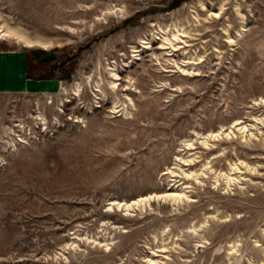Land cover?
Listing matches in <instances>:
<instances>
[{"label": "rangeland", "instance_id": "1", "mask_svg": "<svg viewBox=\"0 0 264 264\" xmlns=\"http://www.w3.org/2000/svg\"><path fill=\"white\" fill-rule=\"evenodd\" d=\"M0 23L49 45L0 34L48 83L0 91V264H264V0H0Z\"/></svg>", "mask_w": 264, "mask_h": 264}, {"label": "crops", "instance_id": "2", "mask_svg": "<svg viewBox=\"0 0 264 264\" xmlns=\"http://www.w3.org/2000/svg\"><path fill=\"white\" fill-rule=\"evenodd\" d=\"M37 54L29 48H5L0 45V91L5 89L47 87L34 78L42 69Z\"/></svg>", "mask_w": 264, "mask_h": 264}, {"label": "bare ground", "instance_id": "3", "mask_svg": "<svg viewBox=\"0 0 264 264\" xmlns=\"http://www.w3.org/2000/svg\"><path fill=\"white\" fill-rule=\"evenodd\" d=\"M213 15L217 16L219 15V12H214L212 13ZM180 33V32H179ZM0 34L1 36H12L15 37L16 39H18L19 41L25 43V45L27 46H32V45H39V46H43V47H48V44H40V43H36L32 40L26 39L25 37L18 35L16 33H14L13 31H11L10 29L6 28L3 24L0 23ZM184 36V35H181ZM174 40H179L182 41L183 40L180 38V36L178 34H173ZM170 43H172V41L170 39H167ZM230 41H232V38H229ZM174 47H176V45H174ZM160 49H163L164 47H159ZM174 50H176L177 48H173ZM184 73H189V70L187 69H183ZM114 80L112 82V84L117 85L118 81L121 76L120 73L118 72H114ZM242 124V121L239 120L236 122V126ZM245 127V125H243L241 128L243 129ZM219 133L218 132H213L211 135L212 136H217ZM204 137H208V135H205ZM183 197H187V195L184 192H179L177 190H168L165 192H161V193H152V194H148V195H144V196H140L136 199H132L130 201H125V200H113L112 203H116L118 205L119 208H124L125 210H130V208L136 206V205H143L145 203L150 202L151 200L154 199H158V198H168L169 200H171L172 202L178 201L179 199L183 198ZM150 261L152 262V264H154L156 261L153 259H150Z\"/></svg>", "mask_w": 264, "mask_h": 264}]
</instances>
